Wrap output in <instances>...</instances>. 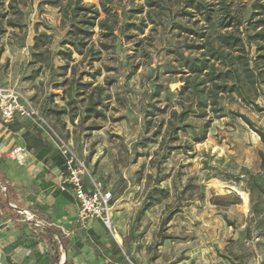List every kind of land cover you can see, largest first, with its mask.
<instances>
[{"label":"rangeland","instance_id":"1","mask_svg":"<svg viewBox=\"0 0 264 264\" xmlns=\"http://www.w3.org/2000/svg\"><path fill=\"white\" fill-rule=\"evenodd\" d=\"M115 2V38L97 26L80 54L66 43L82 37L69 33L75 0H0V86L23 91L112 192L113 231L135 264H264V115L224 95L223 117L174 131L199 17L185 0ZM98 100L102 117L88 111Z\"/></svg>","mask_w":264,"mask_h":264},{"label":"trees","instance_id":"2","mask_svg":"<svg viewBox=\"0 0 264 264\" xmlns=\"http://www.w3.org/2000/svg\"><path fill=\"white\" fill-rule=\"evenodd\" d=\"M82 1L75 0L73 16L75 19L80 17V20L73 23L69 31L75 37L78 35L82 37L66 42L73 44L80 54L84 53L83 49L88 45L86 39L93 37L97 26L103 37L115 38V28L119 19V13L114 7L117 5L116 0H99V7L95 4H83ZM153 3V0H147V5L153 6ZM184 7L186 15L199 17L196 18V22L201 23L197 30L186 28L198 38V43L192 47L199 56L193 58L181 56L179 60L184 74V85L179 90L181 111L172 112L179 123V126H174V131H184L189 127L187 120L191 116L205 118L212 113L209 123L213 118L223 117L224 111L219 103L224 95L233 100L237 99L255 112L264 115V106L258 102L264 95V0H185ZM142 8L143 5L137 11H143ZM45 37L46 33L36 36L35 48L46 43L43 39ZM102 46L109 49L112 45ZM253 48L254 56L251 55ZM89 51L91 55L100 54V51L94 52L93 48ZM95 59H99V56ZM85 73L95 76V73ZM99 73L100 70L97 71V74ZM101 103V100L92 102L88 111L95 112L97 117L104 116V112L96 108ZM231 113L255 128L254 122L246 115L240 112ZM7 126L14 128L13 123ZM257 132L264 141V132L260 129H257ZM205 137L197 138V142H201ZM29 139L28 149L37 158L51 159L54 164L65 169L61 153L40 131L36 129ZM261 155L264 163L263 152ZM3 186L6 187V191L3 190ZM11 200L12 190L5 178L0 175V211L8 217L18 218L19 214L12 208ZM42 236L49 245V258L52 264H74L72 260L62 262L67 240L61 230L53 225H46Z\"/></svg>","mask_w":264,"mask_h":264},{"label":"crops","instance_id":"3","mask_svg":"<svg viewBox=\"0 0 264 264\" xmlns=\"http://www.w3.org/2000/svg\"><path fill=\"white\" fill-rule=\"evenodd\" d=\"M12 123L13 129L0 122V175L12 190L11 206L19 217L0 211V264H52L49 245L42 236L46 225L61 230L67 240L62 261L135 264L133 253L130 256L100 220L87 227L78 221L79 207L72 190H60L65 169L51 159L37 158L28 149L36 130L30 120L18 118ZM19 146L24 151L15 155L13 150Z\"/></svg>","mask_w":264,"mask_h":264},{"label":"built area","instance_id":"4","mask_svg":"<svg viewBox=\"0 0 264 264\" xmlns=\"http://www.w3.org/2000/svg\"><path fill=\"white\" fill-rule=\"evenodd\" d=\"M18 118L31 120L35 128L46 135L55 149L61 153L65 171L60 190L63 192L72 190L79 207L78 221L87 227L93 221L100 220L115 235L112 192L93 174L87 162L77 155L71 143L53 128L23 91L14 86H0V122L9 124ZM23 151L24 148L19 146L13 150V153L18 155ZM3 190L6 191V188L4 187ZM22 212L29 219L33 218L29 212Z\"/></svg>","mask_w":264,"mask_h":264}]
</instances>
